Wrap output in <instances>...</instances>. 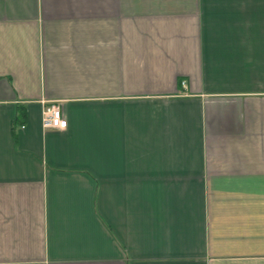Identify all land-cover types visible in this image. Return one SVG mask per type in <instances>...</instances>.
Returning a JSON list of instances; mask_svg holds the SVG:
<instances>
[{
  "label": "crops",
  "instance_id": "0c3cea01",
  "mask_svg": "<svg viewBox=\"0 0 264 264\" xmlns=\"http://www.w3.org/2000/svg\"><path fill=\"white\" fill-rule=\"evenodd\" d=\"M0 264H264V0H0Z\"/></svg>",
  "mask_w": 264,
  "mask_h": 264
},
{
  "label": "built area",
  "instance_id": "2783aa9c",
  "mask_svg": "<svg viewBox=\"0 0 264 264\" xmlns=\"http://www.w3.org/2000/svg\"><path fill=\"white\" fill-rule=\"evenodd\" d=\"M182 86L186 88V82L182 81ZM43 127L45 129L64 130L68 127V121L64 118L61 107L52 103L45 107L43 111Z\"/></svg>",
  "mask_w": 264,
  "mask_h": 264
}]
</instances>
